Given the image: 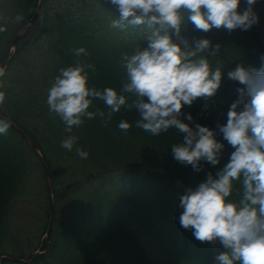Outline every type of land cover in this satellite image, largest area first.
Returning <instances> with one entry per match:
<instances>
[{
  "label": "trees",
  "instance_id": "16d2710c",
  "mask_svg": "<svg viewBox=\"0 0 264 264\" xmlns=\"http://www.w3.org/2000/svg\"><path fill=\"white\" fill-rule=\"evenodd\" d=\"M15 1L17 10L24 14V21L34 13L39 2V0ZM102 10L105 11L109 23L119 19V13L104 0L100 3L96 0H60L54 6L45 2L40 15L42 24L38 26L39 30L31 40L32 44L28 41V35H25L18 43L15 56L19 61L17 65L22 66H18L20 72L28 69L31 82H38L37 84L41 86L36 88L38 91L31 96L34 100L29 101L30 109L26 106L27 101H23V106H19V109L12 101H8L6 103L8 107L4 109L43 147L51 166H55L56 161L62 159L63 162L66 159V149L61 147V141L68 135H75L79 139L74 149L82 148L88 152V157L83 160L99 166L98 175L125 172L126 168L134 174H146L148 177L144 179L147 183L146 204L140 207L137 203L138 208L131 212L143 224L142 240L139 234L127 226V220L117 215L120 208L121 210L123 208L121 205L116 207L118 204L114 203L116 195H111L109 202L103 203L104 216L99 222L95 219L89 220L91 211L98 209V201L101 202L102 193L100 189H96L95 195L91 194L94 197H89L80 208L72 212L66 223L56 227L58 231L52 233L50 251L46 255L36 257L34 263L190 264L192 261L202 263L203 257L209 254L211 248L208 242L196 240L191 229L185 230L181 227L179 216L183 209L179 206L178 197L183 196L188 188H194L204 182L208 173L215 176L229 162L234 149L224 140L220 126L227 123L231 101H236L229 95L231 89L236 87L238 90L242 85L229 79L227 74L239 65L260 68L264 64L261 60V56H264V40L259 38L254 29L249 31L237 28L228 31L221 27L203 32L195 29L189 22L186 31L190 35L197 34L210 40L212 48L206 51L204 56L213 68L221 67L223 77L221 86L213 97L197 98L191 106L185 105L182 108L183 122L188 123L193 129L197 123L209 127L214 130L218 142L224 144L218 165L213 166L202 160V170L196 171L191 165L180 163L173 157L172 145L182 143L185 134L173 128L167 133L153 136L135 126V122L140 118L135 109L128 110L122 107L106 125L99 116L95 119H85L80 127H73L72 133H67L63 121L54 113H50L43 98L47 97L48 89L61 68L72 66L76 59L93 64L94 71L86 69L89 86H95L99 90L113 87L119 91L125 78V70L120 64L122 54H131L137 47L141 49L147 47L146 27L139 29V26H129L125 29L126 34L134 39L119 42L114 33L118 28L112 27L111 30L108 27V31L107 21L103 23V20L98 18ZM0 16L11 19L2 11ZM14 24L9 23L8 30L0 33V66L7 55L9 44L2 54L3 46L5 47L6 42L12 39ZM21 24L22 22L16 27V32ZM186 39L194 46V38ZM21 44L22 47L25 44L27 46L22 49L19 46ZM216 44L221 47L216 55H212ZM80 47L87 50V56H75L72 50ZM22 50L24 54H21ZM37 72H43L46 77L44 82L38 79L39 77L36 78L37 81L35 80ZM97 110L108 111L107 106L99 99L94 100L89 108V111ZM188 114L192 115V121L186 119ZM121 120L130 123L131 127L127 132L119 129L118 124ZM14 133L18 135L10 126L6 134H0V255L4 252L13 204L19 195L28 190L27 169L34 159L33 152L25 148ZM69 172L72 174L73 170L69 169ZM239 187V182H236L235 189ZM71 189L72 184L68 183L67 190ZM121 190L123 194L126 192L123 188ZM232 198H238L235 190ZM146 235L153 236L154 241L161 240L160 252L163 251L165 261L153 260L143 239Z\"/></svg>",
  "mask_w": 264,
  "mask_h": 264
},
{
  "label": "clouds",
  "instance_id": "9594fccd",
  "mask_svg": "<svg viewBox=\"0 0 264 264\" xmlns=\"http://www.w3.org/2000/svg\"><path fill=\"white\" fill-rule=\"evenodd\" d=\"M119 12L111 27L127 29L146 26L148 45L124 53L120 61L125 70L122 87L102 90L89 86L86 69L95 66L76 59L72 66L61 68L47 93L46 103L72 133L85 119L99 116L105 125L122 107L135 109L139 119L135 126L153 136L176 129L185 134L182 143L172 145L176 161L201 171V161L215 166L220 163L224 144L218 142L214 130L196 124L195 129L182 121V108L197 98H211L221 86L222 69L213 68L204 53L212 48L208 39H196L194 46L181 35L182 25L190 22L195 29L208 32L223 27L228 31L248 30L259 21L253 5L239 11L241 0H110ZM22 15L0 16V33L9 23H21ZM173 35L179 39L174 42ZM221 45L211 52L216 55ZM76 57L87 56L85 48L72 50ZM264 61V56H261ZM5 74L0 68V77ZM228 78L239 82V98L231 104L227 123L220 126L224 140L234 149L229 162L215 176L208 173L204 182L188 188L180 198L183 209L179 223L192 230L200 242H212L224 251L215 257L216 264H264V64L260 68L239 65L228 72ZM2 87V84H0ZM5 93L0 91V103ZM99 99L108 111H89ZM241 105L243 106L241 108ZM193 120L191 114L186 116ZM10 122L0 119V134H6ZM127 132L131 125L118 124ZM78 137L68 135L61 147L72 151ZM81 159L88 152L76 148ZM239 182V189L235 183ZM234 190L237 199H233Z\"/></svg>",
  "mask_w": 264,
  "mask_h": 264
},
{
  "label": "rangeland",
  "instance_id": "374dc122",
  "mask_svg": "<svg viewBox=\"0 0 264 264\" xmlns=\"http://www.w3.org/2000/svg\"><path fill=\"white\" fill-rule=\"evenodd\" d=\"M52 1H58V0H52ZM246 7H247L246 0H241L239 11L243 12V10ZM253 9L255 13L259 16L258 23L253 26H255V28L260 32V35L264 37V0H256L255 5H253ZM1 11L4 14H8L9 17L11 18L15 17L16 15H22L24 17L23 12L17 10V4L15 0H0V12ZM104 17L106 16H105V11L103 10L99 15V19L101 20ZM23 22L24 20L22 21V23ZM18 24L19 23H15L13 26V36L14 33L16 32V27L18 26ZM41 24L42 23H39V25H37L33 34L31 35V38L35 37L36 32L39 30L38 26H41ZM184 34L185 33L182 30L181 35L184 38H186ZM189 37L191 38L192 36ZM197 38L201 39L199 37ZM10 40L11 38L6 42L5 47L3 46L2 54L5 52V49L9 44ZM174 40L177 43L180 42L175 35H174ZM19 46L22 47V44ZM26 46L27 44L23 45L22 49H24ZM21 52H23V50ZM21 76L22 77L17 78L16 82L9 81L7 87L4 85L6 91L4 101H12L13 105L17 109H19V106H23L22 104L23 96L29 94L28 98L25 101H27L26 103L27 105H30L31 103L29 101L32 100V98H30L31 94L32 95L33 93L36 94V92L38 91L35 88L34 91L32 92L31 88L36 87V85L30 83L28 84V81L26 79H30V76H28V74L25 71L21 72ZM3 80L5 81V78ZM14 80L16 79L14 78ZM46 100L47 97L43 98L44 102H46ZM67 160L73 163L78 169V171L75 174H70L68 172H65V174L69 176V179L72 178L77 179L81 177L80 179L81 180L83 179L86 182V180L88 179V172H89L88 169L85 167L86 163L83 165V163L80 162V164L82 165L80 167L79 165L76 164V162L73 161V159L68 158ZM31 167L34 169V171H36L35 169H38V171L34 174L33 183H31L32 184L31 191L28 194H26L24 197L15 200L12 210L13 215L11 216L8 224L9 232L7 234L8 240L6 242L5 249L15 255H22V254L29 255L32 250L40 246L44 237L43 232H44V226L46 224V218H45V214L42 213L43 211L42 209L47 206L46 204L48 200L47 183L43 176V166L42 164H40L38 159L34 158L31 161ZM66 168L67 166H65V169ZM80 194H81L80 191L74 192V195L72 197L74 198V200H76L78 199ZM70 203H71V198L67 201H61L60 208L58 209V213L60 210V216L67 212ZM60 219H63V217H60ZM153 254H155V252H153ZM8 264H20V263L11 261ZM213 264H216V262Z\"/></svg>",
  "mask_w": 264,
  "mask_h": 264
},
{
  "label": "water",
  "instance_id": "95a60500",
  "mask_svg": "<svg viewBox=\"0 0 264 264\" xmlns=\"http://www.w3.org/2000/svg\"><path fill=\"white\" fill-rule=\"evenodd\" d=\"M41 1H42V0H41ZM40 7H41V3L39 4L38 8L36 9V11H35L33 17H32V18H31V19H30V20H29V21L23 26V28L21 29L20 33L16 36V38L14 39L12 45H15V44H16V42H17V40L20 38L21 34H22L23 32H25L26 29L29 28L30 25L34 22V20L36 19V17H37L38 14H39ZM0 114L2 115L3 118H5L6 120H8L7 117L4 116L1 112H0ZM8 121H9L14 127L18 128V126L15 125L13 122H11L10 120H8ZM30 141H31V140H30ZM31 144L33 145V147H34V149H35L36 151H39L38 147H37L32 141H31ZM46 170H47V173H48V169H47V167H46ZM48 177H49V173H48ZM50 226H51V223H50ZM50 230H51V228H49V230H48V236H49V234H50ZM8 257H9V258H12V259H14V260H19L18 258L13 257V256H8ZM30 258H31V257H30ZM30 258H28L27 260H29Z\"/></svg>",
  "mask_w": 264,
  "mask_h": 264
}]
</instances>
